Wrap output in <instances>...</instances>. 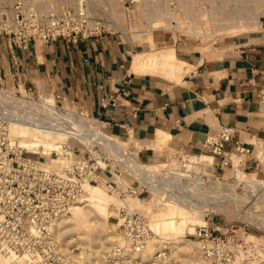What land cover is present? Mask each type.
<instances>
[{
    "label": "built area",
    "instance_id": "1",
    "mask_svg": "<svg viewBox=\"0 0 264 264\" xmlns=\"http://www.w3.org/2000/svg\"><path fill=\"white\" fill-rule=\"evenodd\" d=\"M102 34L109 33L81 7L0 11V39L23 50ZM72 105L52 91L0 84V264H184L151 228L152 210L166 201L200 211L192 239L208 264H264V139L245 143L224 125L206 137L203 154L146 162L139 142L107 134ZM16 126L48 133L55 148L46 154L16 145ZM90 186L121 201L115 238L99 257L58 239L59 221L87 201ZM132 199L146 204L139 209Z\"/></svg>",
    "mask_w": 264,
    "mask_h": 264
},
{
    "label": "crops",
    "instance_id": "2",
    "mask_svg": "<svg viewBox=\"0 0 264 264\" xmlns=\"http://www.w3.org/2000/svg\"><path fill=\"white\" fill-rule=\"evenodd\" d=\"M140 38L102 34L26 50L0 39V84L66 97L107 134L139 142L146 162L177 151L203 154L206 137L224 125L245 143L264 139V19L254 31L205 48L147 51L150 36ZM149 53L154 64L140 58Z\"/></svg>",
    "mask_w": 264,
    "mask_h": 264
},
{
    "label": "rangeland",
    "instance_id": "3",
    "mask_svg": "<svg viewBox=\"0 0 264 264\" xmlns=\"http://www.w3.org/2000/svg\"><path fill=\"white\" fill-rule=\"evenodd\" d=\"M16 7H20L24 11L36 12L81 7L94 22H98L103 30L109 34L138 43L142 41L140 37L150 36V45L146 47V50L151 49L157 52H165L183 44L205 48L220 41L233 39L254 31L258 29V21L264 19V0H0V11L9 13ZM149 55L150 53L140 58L152 62ZM154 67L170 70L163 64H155ZM20 89L23 90V87ZM17 139L25 141L24 144L38 143L39 139L54 142L52 136L48 137L47 135H40V133L20 134ZM98 187L99 190L92 193L109 200L107 205L108 230L114 233L115 206L121 201L102 187ZM90 197L91 191L89 189L88 202L86 201L84 204L71 209L69 215H73L88 205ZM146 200L148 203L153 202L150 197H147ZM130 202L139 209H143L142 205L146 204L137 199H132ZM144 208L149 211L148 206ZM180 208L187 211L181 206H164L152 210L151 221L162 219L164 216L176 215ZM65 219L64 216L62 221ZM61 222L58 226L59 234L66 231L65 225L60 226ZM189 233L187 232L186 236ZM67 234L62 235V244L65 245L69 242L67 245L82 252L81 246L70 239V232ZM111 242L106 245V249ZM195 246L190 254L182 252L184 258L200 256Z\"/></svg>",
    "mask_w": 264,
    "mask_h": 264
},
{
    "label": "bare ground",
    "instance_id": "4",
    "mask_svg": "<svg viewBox=\"0 0 264 264\" xmlns=\"http://www.w3.org/2000/svg\"><path fill=\"white\" fill-rule=\"evenodd\" d=\"M260 25V20L257 23V28ZM254 27V26H253ZM13 133L18 137L20 134H38L40 135H50L46 132H35L31 131L25 127L16 126L13 129ZM38 143H23L25 141H21L19 139L15 140V144L25 147L27 149H32L37 152H43L48 154L50 150L55 148V143L46 139H39ZM42 141V143H40ZM45 141V142H44ZM44 142V143H43ZM49 142V143H46ZM118 147L124 149V145H122L119 141H115ZM46 144V145H45ZM91 191L90 203L85 207L79 209L73 215H66L65 220L59 221L61 225H65V232L59 234V242H62V235L70 232V239L77 242L82 248V252H80L84 256L94 255L95 257H99V255L106 249V245L109 244L112 240H114L115 235L111 233L108 228L109 225L107 223V205L109 200L105 197L97 195L94 192L95 190H99L98 186L89 187ZM164 206H181L175 205L174 203H170L166 201ZM162 206V207H164ZM160 207V208H162ZM183 207V206H181ZM187 211L183 208H180L179 213L176 215L164 216L162 219H155L151 221V228L155 234L160 235L165 239L171 240L170 246L173 254L177 259L182 261L185 264H208V261L203 259L201 256H194L184 258L182 252L190 254L194 246L196 245L194 239H192V231L194 225L200 221L201 213L198 212V209H188ZM190 212V213H189ZM58 223V226H59ZM112 230V229H111ZM114 231V230H113ZM112 231V232H113ZM190 232L189 235L186 236V233ZM113 234V235H111ZM68 236V234H67ZM64 240V239H63ZM71 241V242H73ZM69 242H67L68 244ZM65 244V245H67ZM64 245V244H63Z\"/></svg>",
    "mask_w": 264,
    "mask_h": 264
}]
</instances>
